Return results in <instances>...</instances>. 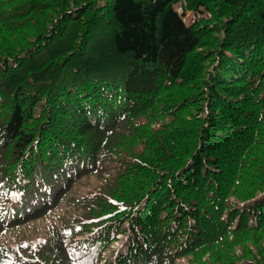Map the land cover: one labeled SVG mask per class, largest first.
Segmentation results:
<instances>
[{"label":"trees","instance_id":"1","mask_svg":"<svg viewBox=\"0 0 264 264\" xmlns=\"http://www.w3.org/2000/svg\"><path fill=\"white\" fill-rule=\"evenodd\" d=\"M0 264H264V0H0Z\"/></svg>","mask_w":264,"mask_h":264},{"label":"rangeland","instance_id":"2","mask_svg":"<svg viewBox=\"0 0 264 264\" xmlns=\"http://www.w3.org/2000/svg\"><path fill=\"white\" fill-rule=\"evenodd\" d=\"M173 8L177 12V14L182 17V20L187 26L191 25L196 19H199V16L194 14L193 12H186L184 14L179 4H175ZM52 220H53L52 217H48L44 220H37L35 222H31L27 227L23 228L22 231L27 236H32V237L38 236L39 237L41 235H44L46 231L48 230V228H50ZM8 235L12 237L10 233H8ZM65 253L66 254L70 253L69 248H66ZM106 253L109 254L110 250H108Z\"/></svg>","mask_w":264,"mask_h":264}]
</instances>
